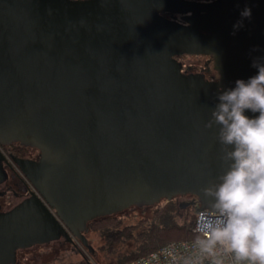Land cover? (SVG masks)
<instances>
[{
	"label": "water",
	"instance_id": "95a60500",
	"mask_svg": "<svg viewBox=\"0 0 264 264\" xmlns=\"http://www.w3.org/2000/svg\"><path fill=\"white\" fill-rule=\"evenodd\" d=\"M184 55L213 56L223 88L254 75L264 0H0V141L29 134L44 149L27 173L66 224L184 195L208 208L203 189L222 171L208 126L217 91L182 74ZM61 230L40 198L23 202L0 215V264Z\"/></svg>",
	"mask_w": 264,
	"mask_h": 264
},
{
	"label": "clouds",
	"instance_id": "9594fccd",
	"mask_svg": "<svg viewBox=\"0 0 264 264\" xmlns=\"http://www.w3.org/2000/svg\"><path fill=\"white\" fill-rule=\"evenodd\" d=\"M251 17L246 5L232 34ZM251 66L254 75L216 93L208 126H218L222 171L203 189L211 199L197 229L203 252L219 247L237 264H264V55L253 57Z\"/></svg>",
	"mask_w": 264,
	"mask_h": 264
},
{
	"label": "flooded vegetation",
	"instance_id": "af4514ba",
	"mask_svg": "<svg viewBox=\"0 0 264 264\" xmlns=\"http://www.w3.org/2000/svg\"><path fill=\"white\" fill-rule=\"evenodd\" d=\"M198 3H208L205 0H187ZM214 1V0H212ZM190 15V14H188ZM165 17L184 23L182 18L184 15L165 14ZM185 24V23H184ZM184 55L177 57L181 65V71L184 76L201 75L207 82L213 85L216 91L226 85V81L222 79L219 71L214 67V57L210 55H193L195 58L204 59L203 63L196 61L184 62ZM24 140L12 139L9 142L0 141V215H5L15 209L23 202L40 198L55 216L63 231H59L58 238L46 243L31 244L24 248L14 249V261H8L6 264H48L51 259V252L55 250L57 254L63 250L68 249L73 252L78 251L80 246L90 249L88 236L94 231L92 223L119 212H110L96 217H90L85 221V227L81 230L77 225L66 224L59 216L56 209H53L43 199L41 193L32 183L27 173L28 166L32 163H40L45 157V151L42 148L32 145L29 141L31 135L24 137ZM192 197L193 199L187 203L185 207H194L196 213L199 205L197 204V197L184 195L177 196L175 200L182 197ZM147 205H139L137 207H144ZM50 248L48 252L36 254L39 249ZM52 249V250H51ZM81 252V250L79 251ZM82 255V254H81Z\"/></svg>",
	"mask_w": 264,
	"mask_h": 264
},
{
	"label": "trees",
	"instance_id": "16d2710c",
	"mask_svg": "<svg viewBox=\"0 0 264 264\" xmlns=\"http://www.w3.org/2000/svg\"><path fill=\"white\" fill-rule=\"evenodd\" d=\"M162 202L166 203L162 205ZM154 206L157 208L153 215L142 218L137 224L126 221V213L137 206L101 218L91 224L92 229L100 235L103 241L101 248L108 256H114L118 246L125 245L133 239L137 240L135 250L116 260L117 264H126L149 255L171 242L192 241L198 238L194 231L195 220L189 224L179 219V207L175 198L171 201L163 199Z\"/></svg>",
	"mask_w": 264,
	"mask_h": 264
},
{
	"label": "rangeland",
	"instance_id": "374dc122",
	"mask_svg": "<svg viewBox=\"0 0 264 264\" xmlns=\"http://www.w3.org/2000/svg\"><path fill=\"white\" fill-rule=\"evenodd\" d=\"M184 62H197L203 63L204 59L195 58L193 56H185L183 58ZM203 60V61H202ZM193 198L192 197H182L179 200H176V205L178 208V214L180 213L179 219L185 223H193L196 218V210L194 207H185ZM166 202H162L164 205ZM157 207L154 205L144 206V207H134L126 213V221L129 223L137 224L141 221L142 218H147L152 216L154 210ZM89 245L90 249H87L83 246H80L78 251L73 252L68 249L61 250L58 254L55 250L51 252V259L48 264H117V261L122 256H127L137 246V240L133 239L125 245L117 247V252L114 256H108L106 252L101 248L103 246V241L100 238V235L96 231H92L89 236ZM180 242V241H177ZM50 248L39 249L36 251V254H41L48 252ZM81 250V252H79ZM82 254V255H81ZM133 261V260H132Z\"/></svg>",
	"mask_w": 264,
	"mask_h": 264
},
{
	"label": "built area",
	"instance_id": "2783aa9c",
	"mask_svg": "<svg viewBox=\"0 0 264 264\" xmlns=\"http://www.w3.org/2000/svg\"><path fill=\"white\" fill-rule=\"evenodd\" d=\"M206 210L196 213L194 231L198 237L202 236V233L197 230L200 217ZM126 264H237V262L219 247L214 250V254L203 252L198 246L196 239L171 242L149 255Z\"/></svg>",
	"mask_w": 264,
	"mask_h": 264
}]
</instances>
